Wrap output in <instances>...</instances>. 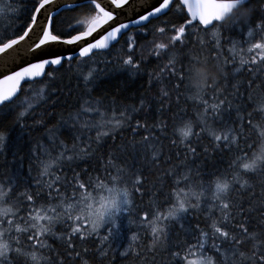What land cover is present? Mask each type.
I'll return each mask as SVG.
<instances>
[{"label":"snow or ice","instance_id":"snow-or-ice-1","mask_svg":"<svg viewBox=\"0 0 264 264\" xmlns=\"http://www.w3.org/2000/svg\"><path fill=\"white\" fill-rule=\"evenodd\" d=\"M174 10L183 23L169 24L164 19ZM257 12L258 22L253 27ZM9 17L13 19L0 35V124L11 118L13 126L23 127L21 122L25 118L34 115L41 104L49 103L55 94L51 90L52 82L57 79L55 73L65 65L69 69L77 67L81 70L80 75L86 84L96 78L98 68L93 65L112 63L113 60H119L122 67L134 73L140 72V65L146 63L147 58L138 40L149 36L153 37L148 41L149 55L156 59L162 54L169 55L159 72L148 73L149 87L154 81L162 85L160 96L153 97L159 104L158 111L164 112V102L172 98L168 86L163 84L165 78L177 81L171 84L172 90L179 93L183 85L193 92L192 99L203 104L202 112L197 113V124L184 120L174 127L186 151L183 157L177 153L180 162L162 170L158 177L161 181L173 180V187L164 200L165 210L156 207L151 219L147 212L141 217L150 229L147 248L138 251L130 243L119 253L121 256L128 257L135 251L136 256L147 261V252L155 264V255L167 252L175 264H264V155L256 154L264 143V102L252 112L242 104L233 106L228 96H237L239 87L233 84L232 92L226 94L227 72L221 69V78L206 77L207 82L202 86L193 84L192 66L200 63L199 59L189 55L192 66L178 71L175 55L170 52L178 43L181 46L189 43L205 45V39L198 35L201 32L211 31L219 52L221 28L239 27L242 32L247 29L248 37L258 31L261 38L250 42L246 48L250 56L241 55L239 66L233 72V75L240 73L247 66L253 80L246 82L249 95L245 99L252 100L253 81L258 74H264V0H259V8L252 4V0H179V3L175 0H140L139 6L137 0H0V18L7 20ZM22 18L23 22H18ZM169 32L172 35L168 36L167 42L155 39ZM113 51L118 55L113 60L107 59L113 56ZM121 52L127 55H119ZM73 61H76L75 66ZM84 68L88 69L87 72L82 71ZM25 92L32 94L31 99L25 96ZM205 96H210L213 102L209 103ZM179 98L178 95L177 102ZM56 103L51 101L52 105ZM102 106V100L84 101L79 112L70 114L73 124L69 131L80 129L71 148L56 135L58 128H48L44 120L36 122L34 126L46 129L51 144L46 155L51 157L53 150L57 155L54 160L41 162V178L34 185L35 193H30L27 188L21 190V185L29 182L22 178L19 170L11 175L0 171V264H90V250L81 245L99 239L100 246L96 248L99 258L109 259L112 241L122 236V220L132 214V195L140 192L146 178L137 175L132 181V191L122 187L123 174L130 171L132 165L127 160L124 166L117 165L114 155H110L103 164L111 186L93 185L92 178H88L89 186L105 193L96 198L84 194L86 186L79 179V173L71 179L65 175L63 180L51 173L53 163L73 171L74 165L90 164L104 138L115 139L118 132L131 128L134 136L141 131L148 133L142 136L139 145H131L133 161L141 166L138 172L144 167L151 169L153 166L159 168L162 163L172 164L171 154L164 153L162 141L156 135V132L166 135L167 122L161 120L149 125L136 120L133 123L134 115L150 107L146 99L140 100L139 107L125 108L118 115L115 107L101 111ZM108 112H111L110 116ZM253 112L259 113L262 122L253 123ZM209 120L222 124L223 130H214ZM197 126L199 132L195 131ZM245 128L255 133V139L252 133L245 132ZM94 129L95 148L91 142L81 140L84 132ZM204 134L212 138L216 151L232 153L229 166L223 173L219 170L205 173L199 167H188V154L196 156L197 152L191 138L199 139ZM86 139L92 141L91 136ZM170 142L176 146V140ZM12 148L10 132L0 131V157H3L0 169L9 163L6 150ZM121 151L127 153L128 149L122 146ZM32 154L35 155V149ZM12 156L13 161L23 159L18 156V150L12 151ZM82 171L87 173L88 169ZM257 187L260 192L256 191ZM209 191L210 196L207 195ZM68 192H71L70 196L66 195ZM233 193L237 194L236 198ZM41 197H45L48 203L37 206ZM200 210L210 221L207 230L199 224L186 227L188 214ZM57 225H62L65 232L58 235ZM177 226L188 240L173 241V229ZM48 240L61 241V248L57 249ZM131 241L140 247L138 233L132 234Z\"/></svg>","mask_w":264,"mask_h":264},{"label":"trees","instance_id":"trees-1","mask_svg":"<svg viewBox=\"0 0 264 264\" xmlns=\"http://www.w3.org/2000/svg\"><path fill=\"white\" fill-rule=\"evenodd\" d=\"M175 2L179 3L178 0H175ZM252 4L259 8V0H252ZM258 16L259 12H257L253 17V27H255V23L258 22ZM164 19H167L169 24L179 25L184 22L175 13V10L169 16L164 17ZM18 22L22 23L23 18ZM155 23L158 24L159 22L157 21ZM5 25L6 24L4 23H0V35L3 34ZM246 31L247 29L242 32L239 27L231 29L221 28V46L219 52L215 46V39L210 34V31L198 33V35L205 39V45L201 46L199 43H196L193 46V44L189 43L181 46L178 43L175 48L170 49V52L175 55L176 68L178 71L182 67L192 66V62L189 60V55L195 56L199 59L200 63L192 66V75H195L196 79L200 78V70L205 66V64L212 70L217 78H221V69H223V71L228 73V88L226 89V94L232 92L233 84H238L239 87V94L237 96L229 95L228 99L232 101L233 106L242 104L247 111L252 112L254 107H258L261 102H264V74H258L253 81V89L251 91L252 100L245 99V97L249 95L246 82L248 80H253L251 73L246 70L247 66L245 69H242L240 73L233 75L234 68L239 66V57L241 55L245 56V58L250 56V54L246 52V48L250 46V42H255L261 38L260 33L257 31V36L252 38V41L246 42V36H244ZM170 35H172L171 32L165 36H157L155 39L157 42H167L168 36ZM151 39H153L152 36L140 38L138 40V43L143 46V55L147 58V62L140 65V72L134 73L131 69L122 67L119 60L112 59L113 62L110 64H99L98 66L100 68L96 73L94 82L86 84L80 75L81 70H78L77 67L69 69L67 65H65V67L61 68L59 72L55 73L57 79L51 84V90L54 91L55 94L50 97L49 103L41 104V106L35 110L34 115H29L25 118L21 122L23 127L13 126V120L11 118L0 124V131L10 132L13 144L12 149L6 150L9 163L4 169H0V171H6L9 175H11L19 170L22 178L29 182L27 185H24L21 190L28 187L30 193H35L37 189L34 185L36 184V181L41 178H35L39 176L40 171H42L41 162L47 161V158L52 159L54 154L57 155L55 150L52 151L51 157L46 155L47 150L51 148V144L46 137V129L44 127L34 126L37 121L44 120L47 123L48 128H58L62 138H60L59 135H56L60 140L64 141L65 136L70 132L69 126L73 124L70 114L79 112L84 101L102 100L103 106L101 107V111H105L108 107H115L118 115L119 112L125 108L130 110L132 106L139 107L140 100L142 98L146 99L150 107L145 108L140 114L134 115L133 123H135L136 120H139L140 123H147L149 125L158 123L161 120L167 122L168 127L166 135H161L159 132H156V135L159 136L162 141L164 153L171 154L172 164L162 163L159 168L153 166L151 169L144 167L142 171L138 172L137 170L140 169L141 166L139 164H135L133 161L131 155V145L133 143L139 145L142 136L147 135L148 133L141 131L139 135L134 136L132 129L127 128L118 132L115 139H112L111 137L105 138V140L103 139L101 141V146L98 148L96 153V158L93 159L90 164H80L78 166L74 165V171L70 170L68 167L59 168L57 164H55L51 169V173L61 176L62 180L65 175H67L68 179H71L75 173H79V179L83 181L86 186V192L84 194L92 195L97 191L93 186H89V177L92 178L93 185L103 183L111 186L110 177L108 173L105 172L103 161L110 155H114L116 158L115 163L117 165L124 166L125 161L127 160L132 166L130 171L123 174L124 180L122 181L121 186L126 184L128 190L132 191V181L135 180L137 175H141L146 178L140 192H134L132 195L133 205L131 209V216H127L122 220L123 230H125L124 226L126 220L135 222H129L128 229L131 234L134 232L139 234V248H137V245L134 242H130L133 244V248L138 251L147 248V245L150 242L147 235L150 229L147 227V222L141 220L143 213L147 212L149 214V219H151L154 208L159 207V210L164 211L165 197L169 194L173 187V180L171 178L161 181L158 177L162 170H167L180 162L177 159V153L183 157V154L186 151L184 146L180 143L178 131L174 132V127L181 125L184 120H191L194 124H197V113L202 112L203 109V104L198 100L192 99L191 90H186L183 85L181 86L179 93L172 90L171 84L175 81L173 78L171 81L169 79H165V81H163V84L168 86V90L171 92L172 98L170 101L164 102L166 109L164 112L158 111L159 104L153 100V97L160 96L159 88L162 85H159L154 81L153 85L149 87L148 73L151 72L154 75L159 72L160 68L167 63L169 55L162 54L160 59H156L149 55L148 41ZM233 42L238 44L237 48H239V52L237 54H231L230 46ZM117 47H119V45ZM241 49H245V51L242 52ZM213 56H218V59H213ZM136 58L138 57H134V59ZM73 65H76V61H73ZM185 76H187L186 72ZM209 83H211V80ZM256 85H259V87L257 88ZM220 86L221 88L224 86V81L222 79ZM22 87L24 86L22 85ZM208 91L211 92V89ZM178 95L180 98L177 102L176 97ZM204 98L208 99L209 103L213 102L210 96H205ZM220 98H223V96ZM52 100L57 101V103L52 105ZM113 101L115 102L114 104ZM110 115L111 112H108V116ZM173 117H175V119H173ZM234 118L235 113L233 112V119ZM252 120L253 123L262 122V118L258 112H253ZM209 124L212 125L214 130L218 132L224 128L222 124L212 120H209ZM195 131L199 132V126L195 128ZM245 132L252 133V130L245 128ZM252 135L253 139H255V133H252ZM171 140H176V146L171 144ZM191 142L197 152L196 156H193L191 153L188 154V167L193 169L199 167L200 170L205 173H210L216 170L223 173L224 170L228 168L229 161L232 158V153L227 151H216L213 140L209 135L204 134L199 139L191 138ZM65 143L70 144L66 140ZM122 146L128 149L127 153H123L121 151ZM263 146L264 143L259 146L256 154L262 151ZM220 147L223 149V144H221ZM33 149H35V155L32 154ZM205 149H207V152H205ZM14 150H18V156L22 157V160L17 158L13 161L12 151ZM2 162L3 157H0V163ZM84 168L88 169L87 173L82 171ZM111 174L116 175L114 171H111ZM207 179L208 177L205 176V180ZM256 191L260 192V188L257 187ZM79 194L80 193L78 192L77 195ZM66 195L70 196L71 192L66 193ZM207 195L210 196L211 192L209 191ZM236 196L237 194L233 193V198H236ZM47 203L48 201L45 197H41L37 200V206L41 204L46 205ZM206 215L207 214L203 210L190 212L187 216L185 226L187 227L188 225L194 226L199 224L202 229L207 230L210 221L206 219ZM56 231L57 234H62L65 232V228L62 225H57ZM103 234L104 233L102 232L101 236ZM172 239L173 241L179 243L188 240V237H186L185 233L177 226L173 229ZM48 243L53 244L57 249L61 248V241L59 240H48ZM114 243L115 241H112L113 246L110 251L109 259L99 258V254L96 251V248L100 246L99 239L90 240L81 246L89 248L90 264H152V255L150 253H145V256L148 257L147 261H145L143 257L136 256L135 251L128 257H123L117 252L118 248L116 251L113 250ZM181 254L183 255L184 253L182 252ZM155 264H175V262L170 258L167 252H158L155 255Z\"/></svg>","mask_w":264,"mask_h":264},{"label":"rangeland","instance_id":"rangeland-1","mask_svg":"<svg viewBox=\"0 0 264 264\" xmlns=\"http://www.w3.org/2000/svg\"><path fill=\"white\" fill-rule=\"evenodd\" d=\"M13 18L12 17H9V19H4V18H0V23H4V24H7V23H9V21L10 20H12ZM212 31H215L214 29L212 30ZM210 34H211V31H210ZM244 36H246V42H250V41H252V38H254V37H256L257 35H256V33L254 34V36L253 37H248L247 35H246V33H244ZM229 38V37H228ZM234 46H235V48H234ZM120 47V46H119ZM118 47V48H119ZM238 47V44L236 43H232L231 44V46H230V48H231V54H237L238 52H239V48H237ZM118 55V53L116 52V51H113V56L112 57H107V59H109V60H112L113 59V57H115V56H117ZM119 55H121V56H126L127 55V53L126 52H121V53H119ZM101 64H103V65H106V64H110V63H101ZM93 67H96V68H100L98 65H93ZM128 69V68H127ZM84 72H87V68H84V69H82ZM192 78H193V80H192V83L193 84H197L198 83V80H199V78L198 79H196V76L195 75H192ZM165 79H167V78H165ZM165 79L163 80V81H165ZM175 81H173V83H174ZM31 93H28V92H25V96H27V97H29V99H31ZM193 95V92L191 91V96ZM107 115H108V113H107ZM98 119V118H97ZM57 135H59V137L60 138H62V135L60 134V132H57L56 133ZM75 135H80V130L79 129H75L74 130V132H69L66 136H65V140L67 141V142H69L70 144H66L65 143V140H64V143L69 147V148H71L72 147V145L74 144V143H76V140H75ZM88 136H91L92 137V141H87V137ZM95 137H96V130L94 129V130H92L91 132H84V134L83 135H81V140H83V141H85V142H91V143H93V147H97L95 144L96 143H94L95 142ZM104 140H105V138H104ZM30 148V147H29ZM28 148V149H29ZM30 151V150H29ZM57 154V153H56ZM257 155H264V146L262 147V151L261 152H258V154ZM55 157H56V155L54 154V156H53V158H52V160H54L55 159ZM47 161L49 160L48 158L46 159ZM56 163H53V166L55 165ZM52 166V167H53ZM51 171V170H50ZM41 172L42 171H40V175L39 176H37V177H35V178H40L41 177ZM24 185H27V184H22L21 185V188L22 187H24ZM122 185V184H121ZM122 187H127L126 186V184H123V186ZM27 188V190L28 191H30L29 189H28V187H26ZM102 195H105V193H103V192H95L94 194H92V196L93 197H96V198H98L99 196H102ZM66 202H70V201H66ZM129 221H125V226H124V229L125 230H123L122 229V238L120 239V238H118L117 240H115V243H114V249L113 250H117V248H118V250H117V252L118 253H121L125 248H127V246H128V244L131 242V236H132V234H131V232L129 231ZM59 235V234H58ZM125 242H126V246H125ZM196 258H198V257H193V258H190V259H196Z\"/></svg>","mask_w":264,"mask_h":264},{"label":"clouds","instance_id":"clouds-1","mask_svg":"<svg viewBox=\"0 0 264 264\" xmlns=\"http://www.w3.org/2000/svg\"><path fill=\"white\" fill-rule=\"evenodd\" d=\"M208 76H215L212 70L205 64L203 68L200 70V78L198 80L197 85L202 86L204 83L207 82L206 77Z\"/></svg>","mask_w":264,"mask_h":264},{"label":"water","instance_id":"water-1","mask_svg":"<svg viewBox=\"0 0 264 264\" xmlns=\"http://www.w3.org/2000/svg\"><path fill=\"white\" fill-rule=\"evenodd\" d=\"M140 0H137V6H139ZM119 11V10H117ZM129 14H131V12L129 11ZM101 31H103V29H101Z\"/></svg>","mask_w":264,"mask_h":264}]
</instances>
